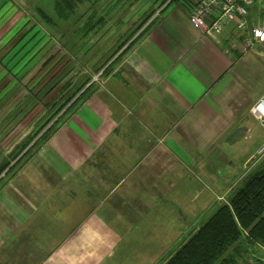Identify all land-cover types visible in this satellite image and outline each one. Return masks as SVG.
<instances>
[{
	"label": "crops",
	"instance_id": "obj_1",
	"mask_svg": "<svg viewBox=\"0 0 264 264\" xmlns=\"http://www.w3.org/2000/svg\"><path fill=\"white\" fill-rule=\"evenodd\" d=\"M120 1L111 13L155 14L0 186V264H100L130 241L136 253L163 254L149 258L163 264L219 204L203 191L182 194L188 175L209 173L206 158L219 156L220 144L243 142L244 155L249 142H264L263 45L243 50V36L228 27L202 33L183 0H150L142 10Z\"/></svg>",
	"mask_w": 264,
	"mask_h": 264
},
{
	"label": "rangeland",
	"instance_id": "obj_2",
	"mask_svg": "<svg viewBox=\"0 0 264 264\" xmlns=\"http://www.w3.org/2000/svg\"><path fill=\"white\" fill-rule=\"evenodd\" d=\"M55 1L0 0V57L13 40L20 36L22 40L16 48L8 51L3 60V62L6 61L13 53L14 59L21 57L12 71L7 72L0 61V163L10 161L11 165L21 156L41 132L30 141L25 149L14 156V153L19 152L16 147L25 140L26 136L34 135L38 131L56 106L61 104L68 95L65 91L72 88L78 81L82 82L86 77H92L94 84L99 85L101 75L100 71L96 72V68L120 43L115 38L121 33L125 34L147 13L143 12L140 15L136 11L127 14L111 13L109 6L116 4L115 0H100L96 4L93 0H69L74 5V10L81 15L65 34L60 35L56 29L64 19L56 16L58 10L55 7ZM132 1L123 0L118 3L124 4L125 2L130 5ZM149 1L137 0V4H140L137 8H147ZM58 3L61 7H65L63 0H58ZM92 10H95V15L91 17L92 20L99 17L102 20L94 30L85 33V20L90 17ZM45 12L57 26H54L51 21H46L39 14ZM138 15V21L132 24L134 21L132 19H136ZM125 18L130 20L124 24L116 21V19L124 20ZM64 36L71 39L65 43ZM11 38H14L12 42ZM70 43L76 46L73 45L70 48ZM67 80H70V83L64 86ZM249 143L247 147L249 149L244 155L245 150L241 148L243 142H236L233 146L220 144L223 149L220 147L219 156L216 154L218 151H215L214 155L206 158L210 172L206 174L196 170V173H190L187 178L190 186L181 190L182 194L191 196L192 193L203 191L205 198H215L219 202L225 200L231 189L238 186L251 171V167L254 168L264 159V151L258 152L264 142L255 148L254 143L258 142ZM39 146L40 144L32 149L25 157L24 163ZM247 153H253V156L243 164ZM216 176L218 180L215 179ZM9 178L8 176L7 179ZM217 194L219 195L216 196ZM172 206L177 214L183 215L181 213L184 212V208L181 205L173 201ZM204 211L206 210H202L201 214ZM210 213L211 211H206L203 218L206 219ZM173 221L181 223L184 217L179 218L173 215ZM239 242H241V249L239 254L235 255L236 264H264V249L252 245L245 238H240ZM131 243V241L121 242L115 245L100 264H149V258L163 255L153 252L146 253L145 246H141V252L136 253L132 250Z\"/></svg>",
	"mask_w": 264,
	"mask_h": 264
},
{
	"label": "trees",
	"instance_id": "obj_3",
	"mask_svg": "<svg viewBox=\"0 0 264 264\" xmlns=\"http://www.w3.org/2000/svg\"><path fill=\"white\" fill-rule=\"evenodd\" d=\"M93 1L94 4H96L100 0ZM63 2L65 3V7H61L58 0L54 2L58 10V15L56 16L59 19H64L61 25L58 24L59 27L56 29V32H60V35L65 34L81 15L74 10V5L69 2V0H63ZM183 2L188 5V0H183ZM94 12L95 10H92L90 17H88L89 19L86 18L85 20V33L94 30L102 20V18L99 17L93 21L91 17L95 15ZM153 13L155 14L154 10L146 13L140 22L129 30L130 32L127 36L116 46L102 64L96 68V72L100 71V75H104L113 69L114 64L137 40L142 31L139 30L140 27L147 22ZM39 14H41L46 21H51V23L54 24L52 18L46 12ZM146 25L144 27H146ZM54 26L57 25L54 24ZM20 37L15 40L11 38V42L12 40L13 42L0 57V61L3 63V67H5L7 72L12 71L21 58L18 57L14 59L15 56L13 53V56L11 55L3 62L8 51L16 48L22 41ZM63 38L65 43L71 39L68 38V36H64ZM73 45L75 44L70 43L69 47L72 48ZM69 83L70 80H67L64 86L69 85ZM94 87L95 84L92 77H86L82 82L78 81L72 88L65 91L68 95L61 104L56 106L55 110L44 123L41 124L38 131L34 135L31 134L26 136L25 140L16 147L19 152L14 153V156H17L25 149L30 141L41 132L25 149L21 156L11 165L10 161L0 163V186L8 176L10 177L16 170L23 166L22 164L26 159L25 157L28 156L32 149L45 142L57 129L60 125L59 123L65 118L67 113H69L74 106L83 102ZM1 173L3 174L1 175ZM240 238H245L247 242L252 245H264V159L243 178L238 186L231 189L227 198L219 202L210 215L200 223L192 234L164 261L163 264H236L235 255H238L241 249V242H239Z\"/></svg>",
	"mask_w": 264,
	"mask_h": 264
},
{
	"label": "built area",
	"instance_id": "obj_4",
	"mask_svg": "<svg viewBox=\"0 0 264 264\" xmlns=\"http://www.w3.org/2000/svg\"><path fill=\"white\" fill-rule=\"evenodd\" d=\"M187 6L191 24L202 33L218 34L226 27L233 28L243 36V50L264 46V0H188ZM261 110V103L252 107L254 113ZM263 151L264 144L258 149Z\"/></svg>",
	"mask_w": 264,
	"mask_h": 264
}]
</instances>
